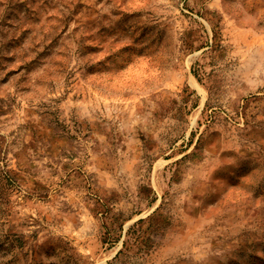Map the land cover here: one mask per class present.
Returning <instances> with one entry per match:
<instances>
[{"label": "rangeland", "instance_id": "374dc122", "mask_svg": "<svg viewBox=\"0 0 264 264\" xmlns=\"http://www.w3.org/2000/svg\"><path fill=\"white\" fill-rule=\"evenodd\" d=\"M0 264H264V0H0Z\"/></svg>", "mask_w": 264, "mask_h": 264}]
</instances>
